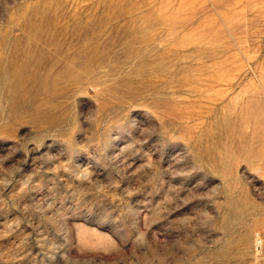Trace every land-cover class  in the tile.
Listing matches in <instances>:
<instances>
[{
    "label": "rangeland",
    "instance_id": "374dc122",
    "mask_svg": "<svg viewBox=\"0 0 264 264\" xmlns=\"http://www.w3.org/2000/svg\"><path fill=\"white\" fill-rule=\"evenodd\" d=\"M0 264H264V0H0Z\"/></svg>",
    "mask_w": 264,
    "mask_h": 264
}]
</instances>
